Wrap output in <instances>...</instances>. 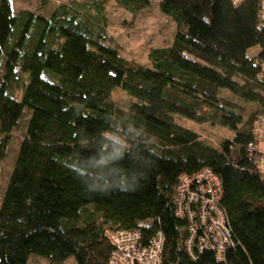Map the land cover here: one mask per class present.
Returning <instances> with one entry per match:
<instances>
[{
	"label": "trees",
	"instance_id": "obj_1",
	"mask_svg": "<svg viewBox=\"0 0 264 264\" xmlns=\"http://www.w3.org/2000/svg\"><path fill=\"white\" fill-rule=\"evenodd\" d=\"M115 2L131 14L150 4ZM158 9L174 37L140 65L109 41L103 0L48 15L0 0V174L28 114L0 202V264L31 255L109 264L108 233L123 231L141 247L160 233L158 264H264V184L248 150L264 115L259 0H161ZM177 117L231 135L209 144ZM204 169L220 180L237 246L223 261L198 249L201 234L189 244L192 222L177 211L180 176Z\"/></svg>",
	"mask_w": 264,
	"mask_h": 264
},
{
	"label": "built area",
	"instance_id": "obj_2",
	"mask_svg": "<svg viewBox=\"0 0 264 264\" xmlns=\"http://www.w3.org/2000/svg\"><path fill=\"white\" fill-rule=\"evenodd\" d=\"M243 0H232L235 5ZM259 23L264 29V0H259ZM254 142L248 145L250 153H255V164L261 181L264 184V115L257 118L253 128ZM177 211L192 222V245L195 236L201 234L199 250L215 249L218 259L223 261L228 251L236 247L230 242L229 232L225 227L224 214L218 204L222 195L219 178L208 169L193 176L182 175L177 184ZM139 234L126 232L108 233L115 250L109 264H158L163 243L160 233L147 245L141 247ZM226 264H229L226 262Z\"/></svg>",
	"mask_w": 264,
	"mask_h": 264
},
{
	"label": "rangeland",
	"instance_id": "obj_3",
	"mask_svg": "<svg viewBox=\"0 0 264 264\" xmlns=\"http://www.w3.org/2000/svg\"><path fill=\"white\" fill-rule=\"evenodd\" d=\"M87 2L88 0H12L15 11L29 10L35 14L48 15L54 8L61 3ZM161 0H150L149 6L137 14H131L117 5L115 0H103L107 18V36L109 41L119 50L121 56L128 61L140 65H148L147 54L154 48L168 46L171 44L175 33L174 23L164 16L158 9ZM106 41V44H111ZM261 52L259 47L248 50L250 58L256 57ZM115 97L123 99V94L115 91ZM28 118L26 113L21 124L13 132V139L7 157L2 162V172L0 174V202L3 191L7 185L13 159L17 147L23 137L25 120ZM177 121L192 130L198 132L209 144H213L221 138L229 137L231 133L222 127L209 124L199 125L182 117H177ZM204 139V140H203ZM111 261V259H109ZM245 263V261L243 260ZM28 264H55L49 259L39 255H31ZM59 264H76L73 257Z\"/></svg>",
	"mask_w": 264,
	"mask_h": 264
}]
</instances>
